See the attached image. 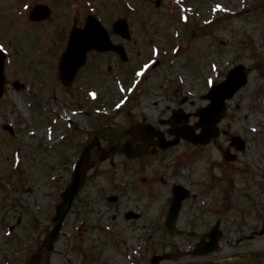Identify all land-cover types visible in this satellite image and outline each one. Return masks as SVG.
Listing matches in <instances>:
<instances>
[{
    "label": "rangeland",
    "instance_id": "1",
    "mask_svg": "<svg viewBox=\"0 0 264 264\" xmlns=\"http://www.w3.org/2000/svg\"><path fill=\"white\" fill-rule=\"evenodd\" d=\"M55 1L57 3L53 0H0V41L7 44L1 43L7 52L13 49L5 69L7 82L5 96L0 100V123L13 122L18 133L10 137L0 130V174L9 167L11 151L13 160L17 157L14 154L17 148L13 147L17 142L23 151L17 157L18 164L24 167L23 171L28 169L26 175L31 176V183L29 177L25 179L28 186L26 181L22 185L13 184V206L3 210L9 212L6 220L13 222V240H18L13 241V264H30L32 254L53 228L52 218L60 191L70 183L72 166L83 147L96 138L107 151L111 142L114 145L126 142L135 126L153 125L157 113L169 117L173 109L192 114L189 125L198 123L196 112L208 104L199 100L201 96L209 90L210 84L223 82L229 71L237 66L245 67L248 83L228 102V115L221 124L223 136L213 142L235 153L237 147L232 138L241 136L248 149L241 156L236 153L237 162H226L214 145L199 149L187 141L164 152L157 150L134 163L126 161L121 151L102 161L103 156L94 149L85 191L66 221L62 239L52 253H45L42 264H128L129 257L141 249L140 256L134 259L145 255L139 264H150L156 254L192 249L201 240L193 232L202 235L217 220H221L223 233L217 254L202 259L185 257L166 264H254L250 261L254 254L259 255L255 263L264 264V0H251L245 5L241 2L242 12L249 8L245 13L235 17L220 16L211 25H205L203 20L211 17L215 3L236 4L239 0H185L184 5L192 7L196 13L205 11V18L190 16L187 24H182L183 9L175 5L177 0H160L161 6L155 5L158 0ZM87 1L90 7L85 4ZM33 2L50 5L53 18L39 25L29 23L26 9ZM78 2L81 4L74 10ZM91 10L102 14L109 31L117 18L128 19L133 36L129 43L112 37L115 43L127 45L128 66H119L111 55L91 54L81 71L85 85L92 84L99 89L91 87L89 90L98 92L101 104L89 99L91 91H86V87L85 90L68 88L58 79L60 51L74 23L83 26ZM8 14H13V19H8ZM177 54L180 59L176 58ZM209 57L216 58L212 68L207 61ZM144 67L148 69L136 91L124 106H120L119 100L128 96L127 88L137 79L136 75L135 79L133 74L130 76L129 71L135 74V70L142 71ZM109 71L113 73L108 75ZM125 71L123 77L127 82L119 75ZM117 80L125 86L123 94ZM15 81L24 84L25 89L15 90ZM165 89L167 94L175 91L176 95L164 97ZM80 100L89 114L74 118L79 130L70 138L73 141L67 138L60 145L59 124L65 125L70 118L64 117H73L72 111H75L64 112L65 106ZM114 105L121 107L120 110L114 111ZM97 107L100 108L98 114ZM109 112L116 115L110 117ZM52 113L55 117L51 125L48 117ZM91 120L94 133L87 132ZM49 125L54 130L53 135L50 134L52 138L44 132ZM129 126L133 128L126 131ZM153 126L161 131L169 128L167 125ZM31 132L35 135L29 136ZM43 141L51 147L49 151ZM106 178L116 185L117 193H111L119 197L115 209L108 210L102 203L103 196H99L105 195L102 189L92 191L95 187L107 186ZM131 179L145 181L131 186ZM209 181L212 183L208 188ZM0 183L2 186L1 179ZM178 183L185 184L195 195L183 204L177 223L180 233H169L164 225L165 216L160 223L157 220L161 212H166L164 208L172 197V186ZM231 183L237 185L236 189ZM85 198L96 202L93 205L96 211L89 210V216L82 210L85 204L81 201ZM119 211L121 220L112 223V228L107 216L113 217ZM129 211L142 215V221L125 223L123 215ZM147 221L154 222L160 231L153 233L150 226H144ZM81 222H85L84 229L71 236ZM99 223L100 229L96 226ZM2 227L0 222V230ZM146 232L152 233L147 247L141 238ZM2 255L8 256L0 244V257Z\"/></svg>",
    "mask_w": 264,
    "mask_h": 264
},
{
    "label": "water",
    "instance_id": "2",
    "mask_svg": "<svg viewBox=\"0 0 264 264\" xmlns=\"http://www.w3.org/2000/svg\"><path fill=\"white\" fill-rule=\"evenodd\" d=\"M41 9L42 8L36 7L35 11L37 12L45 11ZM45 14L48 17L49 12L45 11ZM114 29L120 32L121 34H125V36H127L123 22H119ZM92 49L109 50L113 48L110 46L108 42V35L104 31L102 26L98 23V21L95 18L89 17L86 21V27L84 30L74 29L69 41V48L67 51L68 55L65 57L63 64L69 57L74 58L77 56L78 60L85 58L86 51ZM2 64H3V59L0 56V97L2 96L3 83H4V79L2 75V71H3ZM81 64L82 61L78 64V67ZM231 76L232 77L225 84L215 88L212 94L208 97L212 101L211 109L217 108L218 115L216 118H211L208 122H206L207 128L206 131L204 132L205 134L204 138H206V141L202 142L201 144L210 141L211 138L215 137L218 134L216 124L225 115L224 101L226 99L231 98L233 94L246 82V75L242 67H239L236 70H234ZM200 114L203 123L205 110H203ZM177 136L178 138L179 136L188 138L186 134H178ZM190 138L191 137H189V139ZM86 163H87V157L85 154L81 158L79 163L76 165L74 178L71 185L61 195L62 202L57 206L56 216L54 218V222L56 223V225L52 230V232L50 233L49 239L46 240L44 244L49 249H52L53 244L57 241L62 227V222L65 216L67 215V213L69 212L73 200L83 184L82 178L84 176V168L86 166ZM177 193H179L178 196ZM175 194H176V198H174L172 201V206L166 222L167 228L171 231L174 229V225L179 215L181 200L189 196L188 192L181 188L176 189ZM210 236H211L210 242L206 244L202 243L201 245H198V249L196 253H199V249H204L205 250L204 254H207L215 251L218 248V241L220 237H218L217 230H214V232ZM166 258H175V256L170 257L165 255L163 257H157L153 260V264H156L158 261ZM38 259H39L38 255L34 256L33 264H38Z\"/></svg>",
    "mask_w": 264,
    "mask_h": 264
},
{
    "label": "flooded vegetation",
    "instance_id": "3",
    "mask_svg": "<svg viewBox=\"0 0 264 264\" xmlns=\"http://www.w3.org/2000/svg\"><path fill=\"white\" fill-rule=\"evenodd\" d=\"M166 132H169V129H167ZM147 138H151V137L144 136V135H139V136H137L136 138L133 139V137L131 135H129L128 140L130 139L132 141V145H133L134 149L139 150V149H143V148H145L147 146V144L145 143ZM157 139H158L157 137H152L150 139V141H149V142H151L150 153H151V151H155L156 145H157L155 143H156V141H158ZM214 145L219 146L216 143ZM222 147L223 146L221 145V148ZM134 222L137 223V221H134ZM153 226H155L154 222H153ZM155 230L157 232V228H155ZM10 252H13V247H12V249H10ZM0 264H13V257L11 255H9L8 257L4 258L3 259V263L0 262Z\"/></svg>",
    "mask_w": 264,
    "mask_h": 264
}]
</instances>
